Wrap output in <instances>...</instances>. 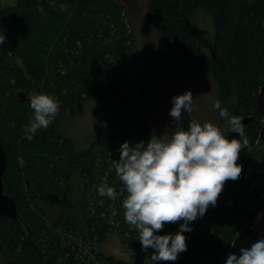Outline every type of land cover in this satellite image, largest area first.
<instances>
[{
    "label": "trees",
    "instance_id": "1",
    "mask_svg": "<svg viewBox=\"0 0 264 264\" xmlns=\"http://www.w3.org/2000/svg\"><path fill=\"white\" fill-rule=\"evenodd\" d=\"M123 7L118 0H16L12 6L0 5V35L6 44V50H0V145L6 154L1 180L4 193L17 205L16 221L0 217L1 264H83L76 258L77 244L68 237L89 246L106 235L105 224L91 216L85 201L86 191L101 181L112 142L104 139L91 155L92 149L74 150L52 128L34 139L18 140L29 123L31 107L24 92L18 93H24L25 99L15 98L11 88L13 82L25 91L38 87L48 67L46 92L52 89L59 94L64 89L65 96L72 97L76 90L78 96L88 95L85 100L110 97L112 104L124 100L126 94L112 77H104L109 86L101 85L103 71L111 67L109 57L124 49V38L106 42L113 32L122 33L118 19ZM200 15L212 22L209 70L218 101L230 116L251 117L244 129L249 144L241 148L237 161L242 166L240 177L227 181L216 206L190 222L192 231L184 233L186 264H226L233 238L242 226L251 225L246 214L256 204L244 172L251 167L264 169V142L257 145L263 114L253 108V99L264 86V0H148L146 22L160 32L167 48L190 72L203 57L196 21ZM16 57L22 67L15 63ZM152 85L147 66L139 77V91L147 86L149 92L140 95L144 108L155 91ZM69 100L64 97L61 104ZM139 121L130 144L149 140L143 115ZM70 177H77L75 190L65 186ZM180 223L173 228L167 223L155 234H174Z\"/></svg>",
    "mask_w": 264,
    "mask_h": 264
},
{
    "label": "rangeland",
    "instance_id": "2",
    "mask_svg": "<svg viewBox=\"0 0 264 264\" xmlns=\"http://www.w3.org/2000/svg\"><path fill=\"white\" fill-rule=\"evenodd\" d=\"M118 1L124 5L118 19L122 33L118 31L114 34L113 32L106 39V42L124 38V49L122 52L111 54L109 57L111 67L108 71H103L101 85L103 88L109 86L110 82L104 80V77H112L114 85L117 86L118 84V87L123 89L126 94L124 100L112 104L110 97L100 100L94 98L85 100L88 95L81 94L78 96L76 90L73 91L72 97L65 96L64 89L59 94L52 89L46 92L45 89L49 86L46 79L49 74L48 67L44 68L43 76L38 79V87H31L25 91L24 88H16L17 85L13 82L14 85L11 88L15 98L20 91L27 95L26 103L28 106H30L31 97L40 93L54 96L59 103L58 114L51 120L49 126L46 129H40L33 136V139L39 132L52 128L56 132H61L60 134L70 142L74 150L78 149L79 152L83 153L92 149L91 155L94 154L93 152L104 139L108 138L112 142V148L111 151H108L106 165L102 170L98 187L101 184L113 187L117 193L116 199L100 196L97 191L98 187L92 186L86 191L88 201H85L91 216L101 220L103 225L105 224L106 235L103 239L96 237L95 242L89 246L79 238H73V235L68 237V240H73L81 251H78L76 258L83 264H153L151 256L154 249L149 248L144 251L138 239V232L125 222L123 200L127 193L112 164L113 160L119 159L118 149L123 143L122 138L131 143L129 138L137 134L142 115L148 128L149 138L151 135L168 137L177 125L174 118L170 116V109L173 106L172 98L184 94L186 91H191L193 111L191 114L182 111L181 114L180 123L185 130L192 120L199 121L201 124L210 122L214 125H220L229 139H240L237 133L230 131L228 121L222 120L218 110L214 108V103L218 101V89L212 81L209 70L210 38L212 35V22L209 17L200 15L196 19L202 36L203 57L199 65L197 64L190 72L177 56L167 48L160 32L146 22L145 13L148 0ZM15 2L16 0H0V5L8 7L14 5ZM51 49L49 48V52ZM14 60L17 65L22 67L19 58L16 57ZM147 61L149 62L147 63ZM147 66L155 91L150 93L149 100H145L144 108L142 99L138 97V94L149 92L147 86L139 91V77L141 71ZM121 76H123L122 79ZM140 81L144 84L142 78ZM64 97L70 100L62 105ZM75 99L85 101L73 103ZM101 100L108 105L102 103ZM29 112H31L30 123L34 117V112L32 109ZM123 134L129 135L128 138ZM27 135L28 133L25 132L24 128L18 140L27 139ZM91 140L93 141L89 148L88 145ZM3 142L6 145L4 140ZM93 145L95 146L93 147ZM18 162L21 164V161ZM80 178H82L81 175ZM76 179L77 177L74 180L70 177L66 180L65 186H69L70 190L77 189ZM79 184L82 188L83 181L79 180ZM173 226L174 223H172L171 228ZM65 240L68 241L66 238ZM185 252H181L175 261L155 262V264H186ZM99 253L101 256L96 257L95 255ZM42 254V251L37 252L43 261L46 256ZM103 256L112 258L110 259L111 262H108V259H104ZM2 259L3 257L0 255V264Z\"/></svg>",
    "mask_w": 264,
    "mask_h": 264
},
{
    "label": "clouds",
    "instance_id": "3",
    "mask_svg": "<svg viewBox=\"0 0 264 264\" xmlns=\"http://www.w3.org/2000/svg\"><path fill=\"white\" fill-rule=\"evenodd\" d=\"M4 40L0 38V43ZM172 104L170 116L177 125L170 136L151 135L147 142L136 144L125 141L118 149L119 159L112 162L127 193L123 200L125 222L138 232L144 251L154 249L153 264L175 261L179 253L187 251L184 233L192 231L190 222L203 217L209 206H216L227 181L240 177L242 166L237 161L241 148L249 144L241 118L230 116L220 101L214 108L240 139H229L210 122L192 120L185 130L181 114L193 111L191 91L174 96ZM30 107L34 117L25 126L29 140L49 126L58 114L59 103L54 96L40 93L31 97ZM97 191L100 196L116 199V190L107 184H101ZM180 221L183 223L174 234H155L165 224ZM226 264H264V238L250 248H241L239 257L229 254Z\"/></svg>",
    "mask_w": 264,
    "mask_h": 264
},
{
    "label": "water",
    "instance_id": "4",
    "mask_svg": "<svg viewBox=\"0 0 264 264\" xmlns=\"http://www.w3.org/2000/svg\"><path fill=\"white\" fill-rule=\"evenodd\" d=\"M0 38H3L0 35ZM0 50H6L5 41L0 43ZM18 97L25 99L24 93H18ZM253 108L263 114V121L258 133L257 145L264 142V86L260 88L253 99ZM251 117L242 119L243 125L248 124ZM6 168V154L0 145V217L17 220V205L14 200L4 193L2 185V175ZM244 179L250 186L249 195L256 204L248 210L246 217L252 224L244 225L237 231L232 244L225 256V261L229 254L240 255L241 248H250L258 239L264 238V169L248 168L244 173ZM180 254V253H179Z\"/></svg>",
    "mask_w": 264,
    "mask_h": 264
},
{
    "label": "crops",
    "instance_id": "5",
    "mask_svg": "<svg viewBox=\"0 0 264 264\" xmlns=\"http://www.w3.org/2000/svg\"><path fill=\"white\" fill-rule=\"evenodd\" d=\"M122 77L123 76H121V79H122ZM138 97H140V95L138 94ZM141 98V97H140ZM100 100V99H99ZM102 101V100H101ZM102 103H104L103 101H102ZM105 104V103H104ZM105 105H108V104H105ZM96 139V138H95ZM95 139H93V140H95ZM93 140H91L90 141V143H89V145H88V147H90L91 146V142L93 141ZM77 151H79L78 149H77Z\"/></svg>",
    "mask_w": 264,
    "mask_h": 264
},
{
    "label": "flooded vegetation",
    "instance_id": "6",
    "mask_svg": "<svg viewBox=\"0 0 264 264\" xmlns=\"http://www.w3.org/2000/svg\"><path fill=\"white\" fill-rule=\"evenodd\" d=\"M244 118H245V117H244ZM242 119H243V118H242ZM242 119H241V120H242ZM246 126H247V124H246V125H244V129L246 128ZM237 135H239V134L237 133Z\"/></svg>",
    "mask_w": 264,
    "mask_h": 264
}]
</instances>
